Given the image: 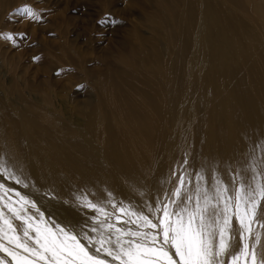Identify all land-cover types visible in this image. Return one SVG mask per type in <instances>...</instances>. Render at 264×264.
Segmentation results:
<instances>
[{"label": "rangeland", "instance_id": "1", "mask_svg": "<svg viewBox=\"0 0 264 264\" xmlns=\"http://www.w3.org/2000/svg\"><path fill=\"white\" fill-rule=\"evenodd\" d=\"M24 6L42 21L17 15ZM5 32L27 35L18 47L0 39V161L18 144L12 171L28 187L0 183L47 220L88 229L95 213L81 198L109 200L88 174L138 210L181 171L194 181L214 109L234 95L250 99L264 130V0H0ZM116 150L137 154V181Z\"/></svg>", "mask_w": 264, "mask_h": 264}, {"label": "snow or ice", "instance_id": "2", "mask_svg": "<svg viewBox=\"0 0 264 264\" xmlns=\"http://www.w3.org/2000/svg\"><path fill=\"white\" fill-rule=\"evenodd\" d=\"M16 14L42 21L29 6ZM26 35L0 39L18 47ZM247 170L250 179L237 172L231 186L217 175L209 185L202 172L193 181L181 171L171 191L143 210L117 204L111 193L106 204L81 198L95 215L79 231L47 220L34 201L0 183V264H264V169L253 158ZM0 177L28 187L2 161Z\"/></svg>", "mask_w": 264, "mask_h": 264}, {"label": "bare ground", "instance_id": "3", "mask_svg": "<svg viewBox=\"0 0 264 264\" xmlns=\"http://www.w3.org/2000/svg\"><path fill=\"white\" fill-rule=\"evenodd\" d=\"M217 47L218 49H220V45H218ZM219 104L220 105L215 107L212 116V121L214 120L212 122V124L214 125V130L212 129L213 136H211L210 140L208 142H205V145H203V152L201 150H195V158L197 159L198 165L195 174L202 172L205 175V178L209 185L212 183L213 175H217L221 180H223L230 186L231 175H229V172L231 170H233L235 174L239 172L240 175L245 179V181L250 179L251 172L247 169L253 158L256 159L258 168H264V151L261 149L264 130L262 129L261 122L257 118L253 104L251 103L250 99L243 93L234 95L230 97L227 102L221 101ZM199 106L203 108L202 105ZM199 106L197 107L200 108ZM199 111L197 112L199 113ZM202 112L204 113V111ZM259 113L262 114V112L260 111ZM204 114L208 115V113ZM8 124H10L9 121ZM11 126L13 127V125ZM209 126L211 127L210 124ZM12 127L11 132L13 130V133H11L12 135L10 136H13V139H9L8 136L2 138L3 142H8L9 147L11 146L12 140H14L15 142V129H13ZM2 133L1 135H3ZM140 143H142L140 150L146 151L148 148L147 139H143ZM18 150V144H16L14 152L10 150V157L8 162L6 163L11 170L16 169L17 167L18 159H16L15 157H17L16 153ZM116 152L120 156L121 161L124 164H127V166H130V169L132 170L130 176L133 178V180L136 179L137 181L139 168H137L138 166L136 165H132L131 162L137 157V154L129 156L126 154L127 152L125 150H122V152L116 150ZM229 165L230 170H228ZM87 176L96 178L95 180L98 179L102 182V184H99L97 180V189L100 194H108L112 192L110 190L111 185L108 178H97V176H93L92 174H88ZM24 178L25 177H22V179Z\"/></svg>", "mask_w": 264, "mask_h": 264}]
</instances>
